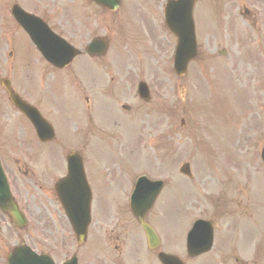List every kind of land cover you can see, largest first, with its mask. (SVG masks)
Returning a JSON list of instances; mask_svg holds the SVG:
<instances>
[{
  "label": "rangeland",
  "instance_id": "obj_1",
  "mask_svg": "<svg viewBox=\"0 0 264 264\" xmlns=\"http://www.w3.org/2000/svg\"><path fill=\"white\" fill-rule=\"evenodd\" d=\"M18 1L36 11L37 9L42 11L45 6L57 10V13L52 16L53 21L75 45L84 46L91 36L100 33L108 36L111 41V49L105 63L108 65L113 79H110V76L103 77L102 75L101 82L103 83L100 84V87L96 86L94 80L87 79L80 71L79 73H71L70 70L67 73L63 72L70 83L64 82L59 72L50 69L40 60L43 71L42 78L39 75L38 82L32 83L31 89L27 90L30 93V98L27 93H24L32 102L41 106L49 118L58 121L60 127L74 129L71 138L59 136L58 142L51 145L52 151L59 155L61 161H64L67 150L83 149L87 160V169L92 173L95 186L106 187L111 192H116L119 200L117 199L113 203L120 204L116 209L124 208L128 203V193L132 189L134 179L139 174L163 179L165 182L164 191L169 197V201L165 202L166 196L162 192L160 202L163 201L164 206L165 203H169L171 209L176 211L191 207L196 215H191L190 219L194 220L196 216L202 215L207 220H214L218 225L216 236L219 234V238L211 252L215 257V261L212 259L213 264H238L234 260L235 255L239 256L240 263L244 264H249L252 258L257 260V252H264V239L242 242L240 238L239 244L243 246V249L235 247L227 249L224 241L221 240L222 238L227 241L230 238L222 237L223 234L233 233L232 220L239 223V229H244L249 233L255 232L252 224L254 227L256 225L259 236L264 237V191L261 192V195H257V188L256 192L252 190V186L262 171L259 155L264 142V117L254 116L249 113L250 109L246 108L242 113L239 99L241 94L237 88L243 78L236 76V67L233 70L230 62L231 60L238 66L240 61L235 62L233 59L237 55L236 49L246 50V46H238L239 41L230 39V37L226 38L228 35L225 34V37L221 32L217 35L214 34L210 26L206 27L203 24L202 16L204 17L205 13L199 7L198 11H195L196 32L200 33L198 47H201V52L205 54V60L200 54L198 62L190 65L185 79L177 78L170 73L172 61H167L166 57L169 46H153L155 38L152 35L156 37L157 42L161 43V40L158 39L161 31L154 32L159 18L162 19L163 0H141L140 6H137L135 0H125L120 11L112 15H103L91 4L84 6L83 3H80L77 8H70L67 3L69 0ZM208 1L211 12L213 1ZM127 2H129L131 10L134 11L133 16L129 15L131 12L127 11ZM218 3L219 1L215 4ZM142 8L153 10L151 18L157 19L151 26H149V20H146L141 14ZM124 11L128 16L124 14ZM222 11L229 13L232 9L228 4H223ZM215 22L216 24L218 22L217 27L219 28L221 17L216 14ZM103 26L106 29H102ZM205 28L207 29L203 30ZM232 30L234 31L233 28ZM14 43L16 46L19 45L17 41ZM201 44L202 46H200ZM29 46H26L25 50ZM251 47L253 50L259 51L260 56L264 55V46ZM146 50L149 51V54H146ZM223 51L226 54H222ZM21 57L22 54L19 50L17 59ZM153 61L156 62L155 65ZM216 64L221 66L219 71ZM240 67L244 68V65L240 64ZM6 68L11 71L9 64L6 65ZM82 68L83 72L87 73L88 67ZM35 72H39V70L37 69ZM49 73H52L53 76L47 77ZM168 73L169 76H166ZM30 74L34 78L33 70L30 71ZM74 74L78 77H74L72 82ZM135 74H139L140 77L136 78ZM137 79L144 80L152 87L151 99L153 102L151 104L141 106L138 95L133 90ZM55 80H57L56 91L54 90L55 92L51 94V86H54ZM246 83L251 84L250 81H246ZM181 85H184L183 89L180 88ZM204 86L207 88V94L209 93L208 98L204 94ZM98 89H101L103 93L115 91L116 98L119 99L118 104L136 102L135 110L137 112L132 116L128 114L130 117L118 115V118L123 122L113 128L116 133H122L123 130L129 132L133 118L141 119L139 124L140 129L142 128V138H137L132 142V138L128 136L121 145V154L125 157L128 153L136 150L142 165L131 161L130 166H125L116 162L115 160L118 159H115L114 156L117 155V152L114 150H117V147L111 149V147L105 146L103 139L107 137H102L98 125L105 124L108 127V133H110L109 126L111 125L110 122L103 123L97 119L99 118V115L96 114L98 107H93L92 95H94L93 90ZM61 92L67 93L60 96L58 93ZM215 97L217 100L214 105L212 100ZM86 98L90 100L89 106ZM106 98L111 99L110 101L118 106L114 98ZM106 98H101V102ZM244 99L243 107H246L248 102L245 94ZM0 100L1 104L3 102V119L12 125L14 120H19L21 123L22 119L9 107L1 92ZM43 101H46L48 105ZM75 101L78 102V105L75 104ZM171 104L173 105L172 122L175 134L173 138H175L172 144L170 142L159 143L155 136H148V134L151 132V128L156 129L157 125L166 122L162 117H166L167 111H171ZM201 105H204L208 111H201ZM72 106H75L76 110H72ZM103 106L109 111L110 107L107 104H103ZM238 109H240L239 115H237ZM87 110L95 113L94 120L90 124H88ZM79 112L80 119L78 121ZM181 120H183L182 124ZM23 136L27 140L35 141L27 124L24 125ZM9 138L13 139L11 134ZM3 144L4 142L0 140V147H3ZM156 144L158 145L155 153L169 157L166 162L154 164L151 162V158L149 160L146 149L149 151L150 148L154 151ZM41 150H45V148H41ZM22 161L20 160L18 165ZM185 161L190 163L192 180L178 178V167ZM115 163H120L125 169V174L120 178L115 175V169L112 167ZM254 163L256 166L252 168ZM31 164L28 168L38 176L37 184L33 183H36L34 179L30 184L23 176V173L26 172L24 165L18 173L15 171L18 165L6 162L7 169H5L13 190L27 213H29V208L33 209V219L47 220L50 219V216L54 218L57 212L53 207L55 199L52 185L63 173L62 164L59 162L50 168H43L39 163L33 164L32 162ZM253 169L254 172L251 176ZM236 174L237 178H234L233 176ZM178 179L181 181L178 182ZM257 187L259 188V185ZM125 188L126 190H124ZM107 196L109 194H102L100 199L103 201ZM96 209L101 210V206H97ZM166 217L172 221H179L178 217L169 215L168 209H166ZM192 220H189L186 229ZM41 229L46 234L56 235L55 226H44ZM95 231L96 234H100L101 238L92 234V242L81 251V264L90 262L95 251L102 259L113 260L112 264L115 260L120 264H134L132 263L134 260L132 254L135 251L138 256L139 251L142 250L139 242L134 240L135 249L132 250L127 246L121 247L119 240L112 238L111 233L103 230L101 226L96 225ZM32 232L37 233L35 230ZM36 236L40 239L41 244L39 240L33 239L32 246L36 249L49 251L58 260L74 250V245L68 244L66 237H64L65 243H53ZM102 238H107L108 241L102 240ZM5 242L6 240L0 242V251L6 255L9 247ZM115 246H118L119 249L116 250ZM103 248H105V252L102 251ZM178 253L185 257L184 252L179 251ZM201 258L204 257L195 258L196 260L188 259V264H202ZM209 263L210 260H207L206 264ZM260 264H264V261L261 260Z\"/></svg>",
  "mask_w": 264,
  "mask_h": 264
},
{
  "label": "flooded vegetation",
  "instance_id": "obj_2",
  "mask_svg": "<svg viewBox=\"0 0 264 264\" xmlns=\"http://www.w3.org/2000/svg\"><path fill=\"white\" fill-rule=\"evenodd\" d=\"M150 253H153V252H150ZM107 261H108V260H107ZM95 263H96V264H100V262H99V261H96ZM0 264H1V263H0Z\"/></svg>",
  "mask_w": 264,
  "mask_h": 264
},
{
  "label": "water",
  "instance_id": "obj_3",
  "mask_svg": "<svg viewBox=\"0 0 264 264\" xmlns=\"http://www.w3.org/2000/svg\"><path fill=\"white\" fill-rule=\"evenodd\" d=\"M15 216H17V214L15 213Z\"/></svg>",
  "mask_w": 264,
  "mask_h": 264
}]
</instances>
